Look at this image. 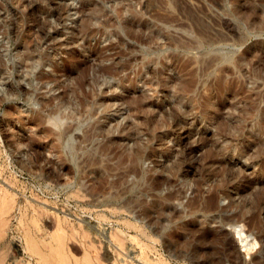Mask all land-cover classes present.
<instances>
[{"label":"rangeland","instance_id":"374dc122","mask_svg":"<svg viewBox=\"0 0 264 264\" xmlns=\"http://www.w3.org/2000/svg\"><path fill=\"white\" fill-rule=\"evenodd\" d=\"M258 258L264 0H0V264Z\"/></svg>","mask_w":264,"mask_h":264},{"label":"bare ground","instance_id":"6f19581e","mask_svg":"<svg viewBox=\"0 0 264 264\" xmlns=\"http://www.w3.org/2000/svg\"><path fill=\"white\" fill-rule=\"evenodd\" d=\"M216 59H220V60H226V58H227V55H225V54H223V53H216V55L214 56ZM212 62V61H211ZM210 63V62H209ZM38 65H39V63L38 62H35L34 64H33V66L34 67H38ZM32 70V69H31ZM73 109V108H72ZM77 114V113H76ZM95 115H96V113H95V110L94 109H90L89 110V114H88V120H93L94 119V117H95ZM71 119H75V112H73V111H71L70 109H69V107L68 106H61V107H58V109L56 110V111H54L52 114H50L49 115V117H48V119H47V121H48V123H49V125L52 127V128H55V129H57V130H61V131H63V133H66V134H68V129H69V127L67 126L69 123H70V120ZM80 123V122H79ZM238 125V124H237ZM237 125H231L230 123H224V126L226 127V128H238V126ZM235 126V127H234ZM230 129V130H231ZM72 130V129H71ZM227 130V129H226ZM257 130V129H256ZM233 135V134H232ZM60 136V135H59ZM66 136V135H65ZM238 136V135H237ZM61 137V136H60ZM80 143V142H79ZM184 143V142H183ZM63 147H64V149H65V151L70 155V157L72 158V159H75L76 158V155H77V148H79V147H77L76 146V142H75V140H74V138H73V136L72 135H68L67 137H66V139H65V141H64V145H63ZM183 147V146H182ZM185 147V146H184ZM183 147V152L184 151H186V148H184ZM245 148H246V146H245ZM193 150V149H192ZM191 150V151H192ZM238 153V154H244V151H243V149H241V148H238L237 146H234V145H232V144H229V143H225L224 145H223V147H222V153H224V154H230V155H234L235 153ZM186 154H187V152H186ZM185 154V155H186ZM191 155V154H190ZM143 158V157H142ZM183 160V159H182ZM182 160H179V161H181V164H182ZM76 161V160H75ZM202 161V160H201ZM158 167H162V168H164L166 171H169V172H171V173H175V174H177V173H180V172H182V170H181V166H180V163L179 162H174L170 167L169 166H166V165H164V164H159V162H158ZM187 169V168H186ZM192 170V169H191ZM183 171H185V170H183ZM186 172V174H187V176L186 177H184L185 178V180H184V182H183V184L185 185V186H190L191 185V182H190V179H189V173L191 172H189L188 170H186L185 171ZM196 172V171H195ZM194 173V172H193ZM198 173V172H197ZM183 175V174H182ZM192 176V175H191ZM194 176V175H193ZM141 179V178H140ZM170 183V181L169 180H158V190H160L165 184H169ZM235 188V187H234ZM226 192V191H225ZM230 193V192H229ZM161 195V194H160ZM174 195V194H173ZM171 193L170 194H168L167 195V197L166 198H172V196H173ZM225 196V195H224ZM165 197V196H164ZM215 198H216V196H215ZM214 198V196L212 197V199L208 202V200H207V202H208V204L207 205H205L204 206V209H205V211H209V210H211V209H213V208H215V204H214V202H215V199ZM171 201H172V199H171ZM174 201V200H173ZM193 202V201H192ZM206 202V203H207ZM90 223V222H89ZM37 224V223H36ZM239 224V223H238ZM237 224V225H238ZM37 226V225H36ZM239 227V226H238ZM58 229V228H57ZM95 229V228H94ZM239 231V230H238ZM243 231V230H242ZM47 232V231H46ZM49 233V232H48ZM244 232H240L239 231V236H240V239H241V243H242V246H243V248H245L246 249V251H248V254H249V252L251 251V250H253V249H255V245H254V242H251V243H247V241L246 242H244L246 239H247V235L245 236L244 234H243ZM65 234V233H64ZM242 236H243V238H242ZM54 239V238H53ZM239 239V240H240ZM64 240V239H63ZM58 242V241H57ZM256 242V241H255ZM60 247V246H59ZM58 247V248H59ZM117 248V247H116ZM56 250V249H55ZM56 252L58 253V250H56ZM63 252V251H62ZM53 253V252H52ZM55 253V252H54ZM56 253V254H57ZM61 254V253H60ZM59 254V255H60ZM42 255V254H41ZM47 257V256H46ZM61 258V257H60ZM62 259V258H61ZM65 259V258H64ZM45 260H46V258H45ZM66 260V259H65ZM97 260V259H96ZM103 260V259H102ZM49 262V261H48ZM66 262V261H65ZM100 262V261H99ZM45 264H47V262H44ZM43 263V264H44ZM101 263V262H100ZM255 263L256 264H264V258H258V259H256V261H255ZM64 264V263H63ZM77 264V263H76ZM87 264V263H86ZM91 264V263H90Z\"/></svg>","mask_w":264,"mask_h":264}]
</instances>
